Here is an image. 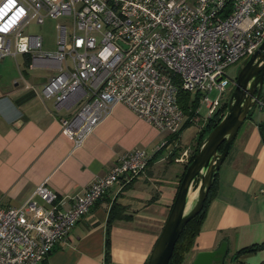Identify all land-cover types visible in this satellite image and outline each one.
I'll return each instance as SVG.
<instances>
[{
    "label": "built area",
    "instance_id": "1",
    "mask_svg": "<svg viewBox=\"0 0 264 264\" xmlns=\"http://www.w3.org/2000/svg\"><path fill=\"white\" fill-rule=\"evenodd\" d=\"M64 18L69 25H56L53 52L25 32L31 22ZM263 41L264 0H0V60L26 55L30 70L51 73L40 97L57 110L76 107L59 120L73 150L118 105L169 136L185 119L202 130L224 105L232 83L225 70ZM179 92L189 94L191 116ZM255 106L262 111L264 101ZM177 142L162 141L156 152L171 153ZM188 149L177 163L188 164ZM149 160L140 149L122 154L68 208L46 182L19 207L0 202V264H43L112 185L140 176Z\"/></svg>",
    "mask_w": 264,
    "mask_h": 264
},
{
    "label": "crops",
    "instance_id": "2",
    "mask_svg": "<svg viewBox=\"0 0 264 264\" xmlns=\"http://www.w3.org/2000/svg\"><path fill=\"white\" fill-rule=\"evenodd\" d=\"M10 62L5 66L4 62ZM13 60L18 72L13 73ZM28 57L0 60V202L19 207L34 189L46 182L68 208L72 200L96 178L103 177L117 158L135 149L150 157L140 176L112 185L106 194L70 230L64 246H58L43 264H105L108 212L113 204L123 208L128 220L109 226V264H146L167 220L176 196L184 164L157 146L169 139L122 105L73 150L59 120L76 109H56L52 100L40 97L44 77L33 79ZM4 71V69H6ZM264 94V82L262 86ZM264 108L255 111L240 127L221 165L214 195L206 209L199 234L183 264L196 254L227 245L226 259L239 250L259 246L239 258L242 264H264V144L258 123ZM124 183V182H123Z\"/></svg>",
    "mask_w": 264,
    "mask_h": 264
},
{
    "label": "water",
    "instance_id": "3",
    "mask_svg": "<svg viewBox=\"0 0 264 264\" xmlns=\"http://www.w3.org/2000/svg\"><path fill=\"white\" fill-rule=\"evenodd\" d=\"M45 79L42 80L44 82ZM264 82V41L238 72L223 116L198 143L187 164L167 220L146 264H169L186 224L200 213L213 181L242 124L259 100ZM222 146V150L219 148ZM190 194H193L190 197ZM225 242L213 251L196 254L191 264H224Z\"/></svg>",
    "mask_w": 264,
    "mask_h": 264
},
{
    "label": "trees",
    "instance_id": "4",
    "mask_svg": "<svg viewBox=\"0 0 264 264\" xmlns=\"http://www.w3.org/2000/svg\"><path fill=\"white\" fill-rule=\"evenodd\" d=\"M29 60H27V65H28ZM188 100H189V94L184 93V92H179L178 94V103L181 106L182 109H184V112L187 116H191V112L188 111ZM259 100L264 101V94L261 92ZM226 109V104H224L218 111L217 113L206 123L205 127L198 131L197 133V139L195 141V146L193 148V151L190 154L188 164L193 160L194 154L196 152L198 143L200 140L204 137L205 134H207L210 130H212L216 124L219 122L221 117L223 116V113L225 112ZM257 111V106H254L252 111L249 114V118L251 119L252 114ZM191 124L189 120H187L185 125ZM258 128L259 132L262 137V141L264 144V122L258 123ZM181 132V131H180ZM180 135V133L178 134ZM169 136V141L173 142L174 139L175 141H178L179 136ZM222 150V146L219 148V151ZM182 151V148L176 147L171 153H170V160H173L175 157L179 155V152ZM163 151L156 152L155 155L162 153ZM187 164L184 167V171L186 168ZM184 171L181 175V179L183 177ZM217 177V175H216ZM216 177L213 181L212 187L209 191V194L207 196V199L204 202V206L200 213L196 215L193 219H191L186 226L184 227L178 241L175 244L174 251L172 253V256L170 258L169 264H183L184 259L186 255L191 251L195 238L199 234L200 228L202 221L205 216L206 209L214 195V190H215V183H216ZM130 216L124 214L123 208H120L119 206L113 204L108 212V220H107V229H106V236H105V264H109L110 260V251H109V246H110V241H109V226L114 220H128ZM259 246H251L247 248H243L236 252L234 256H232V262L233 264H242L238 260L240 257H243L245 255L253 254L258 250Z\"/></svg>",
    "mask_w": 264,
    "mask_h": 264
},
{
    "label": "rangeland",
    "instance_id": "5",
    "mask_svg": "<svg viewBox=\"0 0 264 264\" xmlns=\"http://www.w3.org/2000/svg\"><path fill=\"white\" fill-rule=\"evenodd\" d=\"M69 25V22L67 19H46L44 23L40 26L36 25L35 22H31L27 25L25 32L27 34L31 35H38L42 38L43 40V49L48 52H53L55 50V40H56V25L59 23H63ZM249 58V57H248ZM248 58L243 59L239 61L238 63L229 66L225 70L226 76L232 81L235 80L238 72L241 70V68L245 65L247 62ZM10 62L9 59H6L4 64L7 67V64ZM8 68V67H7ZM4 69V71L7 70ZM35 71L30 72V75L33 79L36 77L41 78V77H50L51 73H47L45 70L42 69H34ZM13 73L16 75L18 74L16 67H15V62L13 60ZM233 85H230V87L227 89V91L223 94L221 101L226 104L227 100L230 96V93L233 89ZM194 97V94H192ZM217 95L216 92H212L209 97L210 98H215ZM187 122V119L184 120L180 135L178 137V146L179 148H182V151L179 152V155L186 149L189 148L188 154L193 151V148L195 146V141L197 139V133H198V125L195 124H188L185 125ZM148 155V154H147ZM178 155V156H179ZM177 156V157H178ZM225 264H228V260L226 259Z\"/></svg>",
    "mask_w": 264,
    "mask_h": 264
},
{
    "label": "flooded vegetation",
    "instance_id": "6",
    "mask_svg": "<svg viewBox=\"0 0 264 264\" xmlns=\"http://www.w3.org/2000/svg\"><path fill=\"white\" fill-rule=\"evenodd\" d=\"M230 85H233L234 86V80H232V83ZM230 87V86H229Z\"/></svg>",
    "mask_w": 264,
    "mask_h": 264
},
{
    "label": "bare ground",
    "instance_id": "7",
    "mask_svg": "<svg viewBox=\"0 0 264 264\" xmlns=\"http://www.w3.org/2000/svg\"><path fill=\"white\" fill-rule=\"evenodd\" d=\"M193 196V194H190V197H192Z\"/></svg>",
    "mask_w": 264,
    "mask_h": 264
}]
</instances>
